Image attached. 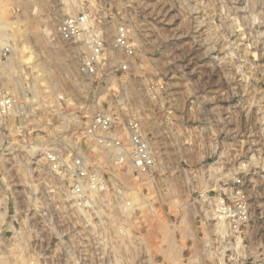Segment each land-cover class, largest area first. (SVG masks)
Segmentation results:
<instances>
[{"label":"rangeland","instance_id":"rangeland-1","mask_svg":"<svg viewBox=\"0 0 264 264\" xmlns=\"http://www.w3.org/2000/svg\"><path fill=\"white\" fill-rule=\"evenodd\" d=\"M81 9L97 33L112 38L125 23L137 44L121 99L153 131L158 165L126 176V194L146 207L127 213L111 200L114 229L73 226L48 191L61 177L43 155L29 152L48 138L52 107L41 120L10 116L0 122V264H264V0H0L10 21L0 38L13 39L15 74L27 68L22 77H34L42 62L53 66L55 50L71 65L67 78L57 76V94L93 99L76 82L84 50L58 33L60 21ZM38 24L49 29L45 47L32 35L12 37L10 27ZM2 63L0 89L24 94V85L6 82ZM48 85L38 81L52 103ZM238 176L241 193L233 183ZM222 199L235 210L226 220L218 216ZM121 222L130 227L126 234L118 231ZM14 227L24 230L26 243L8 231Z\"/></svg>","mask_w":264,"mask_h":264},{"label":"built area","instance_id":"built-area-1","mask_svg":"<svg viewBox=\"0 0 264 264\" xmlns=\"http://www.w3.org/2000/svg\"><path fill=\"white\" fill-rule=\"evenodd\" d=\"M92 26L90 14L81 9L60 21L58 33L62 41L84 50L77 70L80 78L76 82L93 91L94 98L62 91L52 104L43 95L42 99L34 98L33 77L21 75L27 95L22 91L16 94L9 88L0 89V122L13 115L25 122L31 118L41 120V114L52 107V117L45 122L50 128L48 138L41 145L31 146L29 152L43 155L51 170L61 177L55 187L48 186V191L58 197L57 204L64 206L74 220L73 226L83 227L88 232L108 233L109 228L114 229L108 220L111 216L109 201L124 203L130 199L126 194L128 178L152 173L158 160L153 131L143 117L129 115V102L121 99V91L127 88L126 82L136 66L137 44L125 23L118 26L112 38L97 33ZM12 40L9 36L0 38V62H15L18 51ZM24 71L29 74L27 68ZM111 89L112 99L101 100ZM233 183L236 193H241L243 177H235ZM217 208L221 220L235 213L226 199H222ZM125 216L122 215L123 220ZM125 224L118 225L120 234L130 229ZM22 226L33 233L28 222ZM8 231L15 232L21 236L19 242L26 243L22 237L24 230L14 227ZM58 234L65 233L58 231ZM39 258L42 261L43 256ZM72 264L79 263L74 260Z\"/></svg>","mask_w":264,"mask_h":264},{"label":"bare ground","instance_id":"bare-ground-1","mask_svg":"<svg viewBox=\"0 0 264 264\" xmlns=\"http://www.w3.org/2000/svg\"><path fill=\"white\" fill-rule=\"evenodd\" d=\"M35 1V0H34ZM32 18V17H31ZM30 18V19H31ZM38 19V18H37ZM40 19V18H39ZM8 20V19H7ZM4 19V15L3 13L0 14V27L2 28H6L9 26L10 21H7ZM29 20V19H28ZM28 20L26 21V23L28 22ZM31 21V20H30ZM33 23V22H32ZM35 24V23H34ZM28 25V24H26ZM32 25V24H31ZM26 27V26H25ZM21 28L20 26L18 27H10L11 32H12V37H14V39H16L17 37H26V36H30L32 35L33 37H35L39 42H41V44L45 47L46 46V42L47 40H49V29L46 28L44 31L43 29L38 25H34L33 28L31 26V28L29 29V27L27 26V28L25 29ZM2 28V29H3ZM7 29V28H6ZM9 29V31H10ZM11 36V35H10ZM28 36V37H29ZM50 42V41H49ZM49 45V44H48ZM15 46V45H14ZM26 47V46H25ZM49 51H53L49 50ZM31 53V52H30ZM50 56H52V58L55 61V64L53 66H50L48 64H44L42 62L40 71H37L36 75L33 77V82L31 83V90L33 91L34 94V98H39L42 97V94L40 92L39 86H38V81L40 80H44L46 82H48V86H50L54 93H56L57 95V88L56 85L58 83V77L60 78H67V70H69L68 68H70V63L67 59H65L61 53L57 52V51H53V52H49ZM1 68L4 69V73H5V79L7 83L10 84H18L20 85V87L23 85V81H22V74H15V63L14 62H5L1 64ZM57 74V75H56ZM62 74V75H61ZM60 79V80H62ZM22 90L24 92V95H27V91L24 87H22ZM52 91V90H51ZM60 93V92H59ZM55 97V96H54ZM124 100V99H122ZM144 200V199H143ZM120 204V203H119ZM122 206V205H121ZM123 209L124 212H131L135 206H139V207H144L145 203L139 199L138 195H134L133 198L131 199H127L126 201H124L123 203ZM146 207V206H145ZM121 208V207H120ZM116 209V208H115ZM129 233V232H128ZM129 235V234H128ZM196 256V254H195ZM197 258V256H196ZM198 259V258H197ZM196 259V261H197ZM194 262V261H193ZM194 264H199L198 262H194Z\"/></svg>","mask_w":264,"mask_h":264}]
</instances>
